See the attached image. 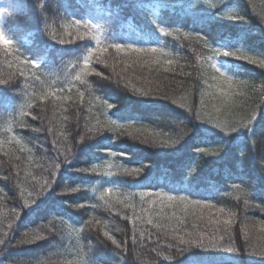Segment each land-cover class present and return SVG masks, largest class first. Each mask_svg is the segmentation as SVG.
<instances>
[{"label":"trees","instance_id":"trees-1","mask_svg":"<svg viewBox=\"0 0 264 264\" xmlns=\"http://www.w3.org/2000/svg\"><path fill=\"white\" fill-rule=\"evenodd\" d=\"M17 7L25 14L8 31L28 72L20 74L12 52L0 53V73H14L8 84H0V237L5 239L0 264H264V256L257 254L264 245V67L213 52L243 50L264 59V0H45L47 16L37 11L35 0H18ZM75 20L96 24L101 47L107 48L90 57L87 83L75 80V74L96 41L77 36ZM116 43L155 47L164 54L143 55L137 63V54L117 53ZM213 55L217 67L235 78L231 89L206 59ZM133 85L159 89L161 95H140ZM217 85L231 95L220 96ZM77 89L84 92L82 99ZM49 92L71 99L56 100ZM165 94L176 99L187 95L192 110L163 98ZM201 95L204 118L198 119ZM29 101L31 108L25 107L21 116V106ZM253 111L252 122L234 132L207 122L217 116L246 120ZM107 118L133 122L134 128L178 143H144L107 128L87 132L86 125ZM60 148L71 151L67 163L63 153L57 155ZM53 160L60 163L54 176L47 169ZM121 166L142 171L131 176L118 171ZM93 167L100 171H79ZM44 178L52 181L51 187L38 195ZM108 187L121 199L136 193L125 200L135 210L106 205L105 199L114 200L100 195ZM71 188L77 191H66ZM141 191L187 195L215 208L205 209L204 218L185 215L181 205L165 207L158 215L159 206L141 203ZM221 208L224 213L217 212ZM217 219L220 225H215ZM228 219L232 222L225 232ZM158 223L165 227L158 229ZM173 229L180 235L187 230L224 238L215 249L187 247L173 238ZM25 232L43 238L18 244ZM228 246L238 251L224 250Z\"/></svg>","mask_w":264,"mask_h":264},{"label":"snow or ice","instance_id":"snow-or-ice-1","mask_svg":"<svg viewBox=\"0 0 264 264\" xmlns=\"http://www.w3.org/2000/svg\"><path fill=\"white\" fill-rule=\"evenodd\" d=\"M232 19H243V17H236L233 16ZM72 25L76 27V34L77 36H91L93 39H95L96 41V47L91 48L88 50V54L83 58L82 63H83V67L80 68V71L76 72L75 74V80L80 81L81 83H87V81L85 80V76L87 75V73L89 72V59L92 56L93 53H104L107 52V48L105 47H101V33H100V29L96 24H93L91 21H80V20H75L72 22ZM62 26L64 28H68L70 27V25H68L66 22L62 24ZM47 27V26H46ZM83 27L85 29L84 32H80V28ZM162 31L166 32V29L162 28ZM69 33H65V35H68ZM50 35L53 36V38L56 37V31L53 28L50 32ZM61 42H65L64 40H61ZM112 47H114L117 51V53H120L122 51H127L129 53H135L137 54V60L136 62L139 63L141 60V57L143 55H148V54H160L163 55V49H159V48H155V47H137L135 45H124V44H119L116 43L114 45H112ZM214 54H224V55H230L239 59H242L244 61H250L253 64H259V66L264 67V59H260L257 58L254 55H250L247 52L243 51V50H237V51H228V50H221V49H213ZM13 60L17 63L18 67H20L22 70L20 71L21 75H26L28 72L27 67H24V64L27 62H21L20 61V57L16 56L15 54H13ZM208 61H211V67L215 69V71L219 74L220 78H223V80L227 83L228 85V89H231L233 86V82L235 81V78H233L230 75L225 74L222 70H220L217 67V63L215 61V55L213 56H209L206 58ZM9 68H11L13 66V62L12 61H5ZM102 63L107 64L108 61L107 60H103L101 59ZM156 62H159L158 60ZM31 65L35 66L37 65V61L35 60H31ZM144 64L149 63L148 60H144L143 61ZM167 64H171L173 63V61L168 60L166 61ZM91 71H95V69H91ZM14 73L9 72L6 76L3 73H0V84H8V81L12 79ZM32 75L35 76V72H32ZM36 79L39 80V77H36ZM43 83V82H42ZM125 83H130V81L127 80V78H125ZM239 83H247L246 81H240ZM29 85L27 84V81L25 83V87L27 88ZM133 87V91L138 92L140 95L143 96H158L161 95V91L159 89H157L156 91H152L151 89L149 90H144L143 88H136L135 85L132 86ZM217 90L220 94V96L222 97H228L229 95H231V93L228 91V89H225L223 87H220L219 85L216 86ZM59 91V90H58ZM77 91L79 92V96L82 99L84 97V92L79 91V89H77ZM36 93L33 92L32 96H35ZM48 95H52L56 97V100H61V99H71V97H61V96H56L55 92H49ZM42 99H46L47 95L45 96H41ZM165 99H172L173 103L178 104L180 107L182 108H188L189 111L192 110V108L190 107L189 103H188V96H182L180 99H176L174 97H170L168 95H164ZM31 108V102L29 101V103H27L26 105H22L21 106V110H20V115L23 116L24 114V108ZM104 107L106 108H111L112 105L108 104L107 102H104ZM205 108V101L203 98V95H201V100H200V109L197 110L196 115L198 119H203V109ZM218 111V109H217ZM256 116V112L253 111L251 113L250 118H247L246 120L244 118H242L239 121H221L219 119V117L217 116L215 119L209 117L208 121L209 123H215V126L217 128H221L223 129L225 132H234L237 130V128L239 127H247L248 124H250L252 122V119H254ZM23 126V125H22ZM105 128H107L109 131H113V132H117L119 134H127V135H131L133 136L134 139H139L144 143H150V144H154V145H159V144H168V146H171L172 144L178 143V141L174 140L171 142H167V141H163L160 138L159 133H151L148 132L145 128L143 127H138V128H134V124L133 122H129V123H120L117 120L114 119H110L107 118L106 121L102 122L99 119L96 120L95 124H93L90 128L87 127L86 125V129L87 132L90 134H99L101 132H103L105 130ZM36 131H39V129H37ZM81 140L84 139V137L82 136L80 138ZM54 144H57V141H53ZM61 153H63V160L65 163L68 162L69 160V156L71 155V151L69 149V151L65 152L62 148H60L59 152L57 153V155L59 156ZM60 168V163H57L55 160L49 162V164L47 165V169L50 170L51 175L54 176L56 171ZM109 168H111V166H109ZM79 171L81 172H98L100 171L97 167H93L91 169H87V168H83V169H79ZM118 171H122L124 174L127 175H131V176H138L142 169L141 168H124L123 166H121ZM106 175H113V173L111 171H108L107 173H105ZM5 179H7V177H5ZM51 183L52 181L48 178H44L43 183L41 184V191L40 193H38V195H43L44 189L45 188H50L51 187ZM66 191H72L75 192L77 191V188H71V189H66ZM93 191H95V189H93ZM101 197H114V200H108L105 199L104 203L106 205H108L109 207H114L117 203L118 204H124L125 207H133V205L127 204L125 203V200H130L132 196L136 195V193H132L130 196L125 197L124 199L120 198V195L117 194L113 188L108 187L105 188L101 193H100ZM139 197H140V201L141 203H148L151 206H159L160 208V212L157 213L158 215H163V209L165 207H173L175 205H181L182 206V211L184 212L185 215L191 214L194 217H198V218H204V210L208 209L211 210L213 208H215V205L205 201V200H199V199H190L187 195H173L170 194L168 192H163V191H157V192H151V191H141L139 192ZM149 198L147 201H145V198ZM27 204V201L25 202ZM33 204L36 203L35 200L32 201ZM79 207V206H78ZM189 209H191V212H189ZM264 210V209H262ZM218 213H224V209H217ZM225 215H232V214H228L225 213ZM173 216H175V213H173ZM184 217H178V223H182L183 222ZM208 219L211 221V212L209 211L208 213ZM96 223H98L99 221H95ZM231 220H225L223 222V230L225 232H229L230 230V225H231ZM92 223V221H89L88 223L85 224V227H88L90 224ZM148 223H152V220L149 219ZM215 225H220V220L217 219L214 221ZM9 229L12 228V224L8 225ZM156 227L162 228L165 227L162 224H156ZM82 230V229H81ZM247 232L248 229L247 227H245V238H247ZM105 235H109L107 232L105 233ZM141 235L143 236V233H141ZM172 235L173 238H176L179 240V243L181 245H185L187 247H192V246H197L199 248L202 249H207V248H218L219 247V240H223V236H217V235H208L205 232H199V231H192L189 232L187 230H185L183 235H180L175 229H173L172 231ZM43 235L39 232H25L23 233V237L22 239H20L19 241H17L18 244H27V243H32L35 240H39L42 239ZM113 242L115 243L116 241L113 239ZM5 244V239L0 237V245H4ZM186 248L181 249V251H185ZM224 250L234 253L237 252L238 249L235 248L234 246H228L226 248H224ZM253 251H257L256 247L253 246ZM258 255L260 256H264V245H260V250L257 252ZM170 259V258H169ZM41 264H44V262H41Z\"/></svg>","mask_w":264,"mask_h":264},{"label":"clouds","instance_id":"clouds-1","mask_svg":"<svg viewBox=\"0 0 264 264\" xmlns=\"http://www.w3.org/2000/svg\"><path fill=\"white\" fill-rule=\"evenodd\" d=\"M18 0H0V53L7 56L9 52L15 54L19 50L17 40L8 31L9 26H14L21 23L20 17L25 14L24 10L17 7ZM37 11L42 16H47L44 11L45 0H35ZM48 23L45 24V27ZM37 67L39 65L37 64ZM21 264H32L30 261L21 262Z\"/></svg>","mask_w":264,"mask_h":264},{"label":"bare ground","instance_id":"bare-ground-1","mask_svg":"<svg viewBox=\"0 0 264 264\" xmlns=\"http://www.w3.org/2000/svg\"><path fill=\"white\" fill-rule=\"evenodd\" d=\"M24 39L27 40L28 38L25 37Z\"/></svg>","mask_w":264,"mask_h":264}]
</instances>
